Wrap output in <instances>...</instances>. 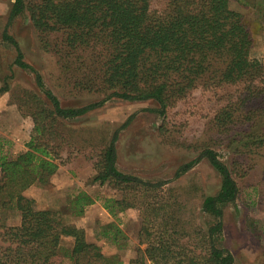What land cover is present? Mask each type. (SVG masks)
<instances>
[{"label":"trees","instance_id":"1","mask_svg":"<svg viewBox=\"0 0 264 264\" xmlns=\"http://www.w3.org/2000/svg\"><path fill=\"white\" fill-rule=\"evenodd\" d=\"M231 1H13L2 37L17 50L14 63L35 73L36 84L44 97L27 93L23 99L32 109L24 111L34 121L27 150L11 158L4 154L0 145V264H54L61 255L72 264H122L118 255L107 256L100 245L88 241L84 228L66 222L59 211L37 208L35 199L28 197L25 191L35 183H47L59 169L60 163L56 160L60 158L59 149L64 140L56 124L83 116L112 98L151 100L159 105L154 110L166 115L178 99L197 88L244 85L242 104L264 96V61L251 54L252 32L243 14L231 8ZM24 12L38 33L40 45L46 50L55 49L63 59L67 56L64 70L72 74L74 86L99 93L103 96L101 100L81 107H66L45 86L42 75L24 60L19 42L9 31L12 19ZM80 51H88L91 56L90 64L85 67L86 73L74 61ZM85 61L83 65H86ZM81 75L84 76L80 78ZM4 85L0 93L8 89L7 82ZM20 107L24 105L20 104ZM235 110L225 107L216 114L215 123L221 132L228 129ZM245 119H251L249 127L252 129L242 132L241 136L262 143L264 113ZM131 120L132 117L113 133L95 163L97 174L93 180L112 184L123 193L121 199H112L111 205L106 204L114 215L137 206L128 200L129 190L136 192L139 188L144 196L161 190L167 183L147 181L118 168L116 142L121 129ZM203 158L221 176L220 190L203 200V210L218 219L208 228V245L205 241V247L199 252L181 244L178 219L168 230L167 226L155 230V220L167 207L161 202H149L152 207L143 206L144 220L139 232L140 242H146L147 248L129 264H147L149 261L153 264L234 263L233 254L215 240L216 233L223 227L224 206L234 202L239 194L238 183L229 166L214 149L205 147L196 159L177 169L175 178L181 177ZM137 195L138 192L134 196ZM74 203L79 208L77 215H82L84 207L93 200L79 194ZM11 210L20 213L19 225L6 223V214ZM113 227H116L114 236H119L122 231L115 224L110 223L104 228ZM108 234L107 230L103 232L105 237ZM68 238L73 240L71 247L63 244Z\"/></svg>","mask_w":264,"mask_h":264},{"label":"rangeland","instance_id":"2","mask_svg":"<svg viewBox=\"0 0 264 264\" xmlns=\"http://www.w3.org/2000/svg\"><path fill=\"white\" fill-rule=\"evenodd\" d=\"M13 1L0 0V88L5 82L8 86L0 93V145L11 158L27 150L26 143L33 135V117L26 114L32 109L24 104V97L27 93L44 97L36 84L35 73L14 63L17 50L2 37ZM230 6L243 14L252 32L251 54L264 61V0H232ZM9 31L19 42L24 60L37 69L45 86L63 106L81 107L103 98L99 93L74 86L72 74L64 70L67 56L63 59L55 49L46 50L40 45L26 12L12 19ZM90 58L88 51H80L74 61L86 73ZM242 95L245 86L240 84L197 88L178 99L166 115L155 111L159 105L151 100L112 98L83 116L61 120L56 124L64 140L59 149L60 158L56 160L59 169L47 183H35L25 193L35 199L37 208L59 211L66 222L84 228L88 241L100 245L107 256L118 255L122 264H129L147 248L146 242H140L139 232L144 220L143 206L152 207L149 202H161L167 207L155 220V230H163L165 226L168 230L178 219L181 244L200 252L205 241L208 245V228L218 221L203 210V200L220 190L221 176L206 158L179 178H175V172L182 164L196 159L203 148L210 147L229 166L239 186L237 199L223 208V227L215 235L216 243L233 254V264H264V141L241 136L252 129L251 119L245 118L264 113V96L242 104ZM225 107L236 109L235 117L228 129L221 132L215 117ZM130 117L132 120L121 129L116 142L118 168L147 181L167 183L161 190L144 196L139 188H136L137 197L135 191L129 190L128 200L137 206L114 215L106 204L121 199L123 193L112 184L93 180L97 174L95 163L113 133ZM261 130L264 131V125ZM79 194L93 200L84 207L82 215H77L79 208L74 203ZM6 215L8 225L21 222L19 212L11 210ZM110 223L120 228L119 236H114L116 227L104 228ZM105 230L109 233L107 237L103 235ZM167 238L172 241L170 235ZM63 244L71 247L73 240L68 238ZM54 264L72 263L61 255Z\"/></svg>","mask_w":264,"mask_h":264},{"label":"crops","instance_id":"3","mask_svg":"<svg viewBox=\"0 0 264 264\" xmlns=\"http://www.w3.org/2000/svg\"><path fill=\"white\" fill-rule=\"evenodd\" d=\"M26 191H27V190H26ZM26 191H25V192H26ZM25 194H26V193H25ZM19 224H20V223H19ZM19 224H17V225H19Z\"/></svg>","mask_w":264,"mask_h":264}]
</instances>
